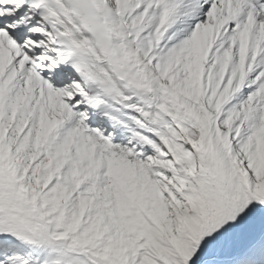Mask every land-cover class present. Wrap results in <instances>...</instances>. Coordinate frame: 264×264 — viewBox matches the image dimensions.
I'll list each match as a JSON object with an SVG mask.
<instances>
[{
    "label": "snow or ice",
    "instance_id": "6c2138e0",
    "mask_svg": "<svg viewBox=\"0 0 264 264\" xmlns=\"http://www.w3.org/2000/svg\"><path fill=\"white\" fill-rule=\"evenodd\" d=\"M0 264H264V0H0Z\"/></svg>",
    "mask_w": 264,
    "mask_h": 264
}]
</instances>
